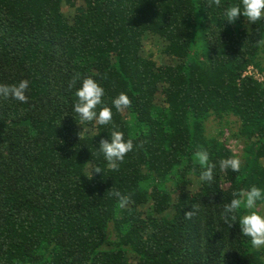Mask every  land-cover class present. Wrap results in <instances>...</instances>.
<instances>
[{"label": "trees", "instance_id": "16d2710c", "mask_svg": "<svg viewBox=\"0 0 264 264\" xmlns=\"http://www.w3.org/2000/svg\"><path fill=\"white\" fill-rule=\"evenodd\" d=\"M221 12L212 0H0V84L29 81L27 102L0 99V264H264L220 215L234 191L264 188V85L244 76L264 71V22ZM148 39L166 65L145 56ZM78 75L105 105L130 101L113 109L133 139L117 170L97 152L110 127L72 111ZM199 149L213 164L239 157V172L200 181Z\"/></svg>", "mask_w": 264, "mask_h": 264}, {"label": "clouds", "instance_id": "9594fccd", "mask_svg": "<svg viewBox=\"0 0 264 264\" xmlns=\"http://www.w3.org/2000/svg\"><path fill=\"white\" fill-rule=\"evenodd\" d=\"M216 7H222L223 21L232 24L238 17H244L249 23L264 22V0H235L221 6L220 0H212ZM80 80L79 87L74 96L75 101L72 111L78 117L80 124L87 125L95 122L98 126H109L110 135L107 139L99 141L97 152L101 153L106 166L111 170H117L125 155L133 150V139L125 138L124 133L112 123L113 109L119 112L129 106L130 101L125 93L121 92L111 99V107L105 105L102 99L105 95L104 88L92 77L85 76ZM29 81L21 79L16 83L0 84V99L11 97L13 100L25 103V95ZM192 162L200 169V181H210L213 177V169L220 171L230 170L239 172L241 160L239 157L230 156L222 158L213 164L209 160V153L205 149H199L192 153ZM183 161L179 165L183 167ZM99 173L97 168L95 171ZM118 200L119 207H124L130 202V195H121L120 192H112ZM264 204V188L251 185L247 189L240 188L232 193V198L223 205L221 212L222 221L230 228L236 224L239 233L246 237L253 248L264 247V210L260 206ZM239 213V216L237 214ZM189 218L190 211L184 213Z\"/></svg>", "mask_w": 264, "mask_h": 264}, {"label": "rangeland", "instance_id": "374dc122", "mask_svg": "<svg viewBox=\"0 0 264 264\" xmlns=\"http://www.w3.org/2000/svg\"><path fill=\"white\" fill-rule=\"evenodd\" d=\"M63 11L67 15L71 14V11H69L68 8H64ZM143 50L146 54L145 56L151 57L153 62L157 65H160V63L166 65L169 62L168 59L165 60L166 57L162 53L163 51L162 43H159V41H156L155 39L146 40ZM261 66L264 67V52H263L262 59H261ZM244 74H246V76L252 77L256 81L264 85V71L261 72L258 69H255L254 67H249L247 71L244 72ZM227 122L232 124V125H229L228 127L231 131L236 130V126H234L233 124L234 118L227 119ZM218 127H219L218 122L215 121L214 119H210L206 123V135L210 137L214 136L217 132ZM229 136H230V132L228 130L224 131V137L222 138V140L225 141L226 146L229 149H231L233 153L241 157L243 155V152H242L243 145L240 142L229 139ZM260 210H264V205L260 206ZM257 249H261L264 252V247L257 248Z\"/></svg>", "mask_w": 264, "mask_h": 264}, {"label": "built area", "instance_id": "2783aa9c", "mask_svg": "<svg viewBox=\"0 0 264 264\" xmlns=\"http://www.w3.org/2000/svg\"><path fill=\"white\" fill-rule=\"evenodd\" d=\"M244 76H246V74H244Z\"/></svg>", "mask_w": 264, "mask_h": 264}]
</instances>
